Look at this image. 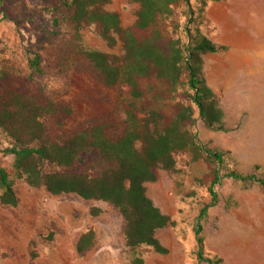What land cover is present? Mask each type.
Wrapping results in <instances>:
<instances>
[{
	"label": "rangeland",
	"instance_id": "rangeland-1",
	"mask_svg": "<svg viewBox=\"0 0 264 264\" xmlns=\"http://www.w3.org/2000/svg\"><path fill=\"white\" fill-rule=\"evenodd\" d=\"M208 0L181 1L174 13L158 22L163 32L179 38L186 47L203 22ZM241 3L232 12L238 37L226 50L204 57V73L224 108L227 132L207 128L198 107L192 101L194 91L184 73L178 91L171 98L155 97L153 103L171 113L177 103L194 107L190 126L205 149L224 152L223 171L236 169L250 173L256 165L264 172V0H233ZM58 0H0V73L8 72L27 92L56 102L70 104L74 111L63 118L46 119L53 138L68 137L86 125L119 112L122 91L107 87L92 65L75 50L67 11ZM110 9L119 11L125 27L136 20L139 5L134 0H113ZM195 22L190 24L189 19ZM214 33V27L208 29ZM92 48L111 51L95 32L85 31ZM29 50L39 54L42 73H33ZM120 51V45L116 50ZM218 78L216 80V76ZM159 86V85H157ZM151 95V93H150ZM13 140L0 128V147ZM173 172L157 169L158 180L147 183L148 194L168 214L174 224L160 229L158 237L169 249L167 254L151 247L130 249L126 245L125 221L110 203L85 200L74 194L52 195L45 188L32 187L19 178L14 155L3 157V164L15 179L16 206L0 201V264H132L142 257L146 264H208L200 261L198 251L203 239L204 255L219 256L222 264H264V186L224 179L215 186L218 203L199 219L201 209L212 200L210 185L212 164L205 157L195 160L189 150L175 154ZM106 166L95 151L82 154L70 172L89 175ZM45 171L64 170L46 163ZM255 171V170H254ZM100 208L94 215L91 209ZM201 224V233L197 234ZM93 232L94 239L85 250L79 241Z\"/></svg>",
	"mask_w": 264,
	"mask_h": 264
},
{
	"label": "trees",
	"instance_id": "trees-1",
	"mask_svg": "<svg viewBox=\"0 0 264 264\" xmlns=\"http://www.w3.org/2000/svg\"><path fill=\"white\" fill-rule=\"evenodd\" d=\"M181 1L190 5V0H134L139 5L136 20L125 27L120 12L109 8L113 0H58L57 7L67 11L76 53L92 65L107 87L126 90L129 102L125 104L121 91L119 112L86 125L72 136L53 138L46 119L59 116L61 122V118L73 113V107L27 92L8 72L2 71L0 128L13 140L12 146L0 147L2 204H18L15 179L3 164V157L14 155L17 176L30 186L43 187L52 195L74 194L85 200L110 203L124 218V235L130 249L148 246L167 254L169 249L159 239L158 231L174 221L149 196L147 183L158 180L157 169L176 170V152L189 150L195 160L205 157L212 164V200L201 209L200 220L209 208L217 205L215 186L224 179L264 186V172L258 173L260 165L250 173L222 170L224 152L205 149L191 132L192 105L177 103L168 114L152 104L157 96L173 97L187 73L188 85L194 91L191 98L204 125L216 131L230 130L225 122L226 112L204 73V54L226 50L228 46L216 43L197 27L194 36L187 29L192 43L184 47L179 38L169 37L158 26L161 19L174 13V6ZM203 4L206 6L207 1ZM194 22V18L189 19L190 24ZM92 28L111 51L87 45L85 31ZM119 45L121 53L116 51ZM29 55L33 73H42L39 54L29 50ZM91 151L106 166L100 173L89 175L67 170L75 166L82 154ZM46 163L64 170L45 171ZM91 212L98 215L101 209L94 207ZM201 230L199 224L198 235ZM93 239V232L83 235L79 250H85ZM198 241L200 261L222 264L219 256L206 257L203 239L198 237ZM132 264L146 262L135 257Z\"/></svg>",
	"mask_w": 264,
	"mask_h": 264
},
{
	"label": "crops",
	"instance_id": "crops-1",
	"mask_svg": "<svg viewBox=\"0 0 264 264\" xmlns=\"http://www.w3.org/2000/svg\"><path fill=\"white\" fill-rule=\"evenodd\" d=\"M241 3L233 0H208L205 6L203 22L206 24V34L216 43L230 48L235 44L236 36L233 30L238 26L232 20V12ZM214 27V33H209V28ZM227 48V49H228ZM210 53L204 54V57ZM218 75L216 76V80Z\"/></svg>",
	"mask_w": 264,
	"mask_h": 264
}]
</instances>
